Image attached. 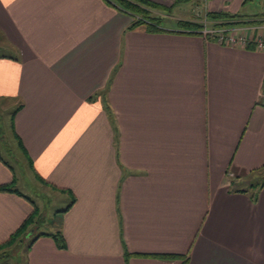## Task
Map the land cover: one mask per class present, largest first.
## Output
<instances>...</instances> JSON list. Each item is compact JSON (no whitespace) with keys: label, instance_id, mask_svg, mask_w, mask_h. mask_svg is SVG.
<instances>
[{"label":"crops","instance_id":"crops-1","mask_svg":"<svg viewBox=\"0 0 264 264\" xmlns=\"http://www.w3.org/2000/svg\"><path fill=\"white\" fill-rule=\"evenodd\" d=\"M149 1L170 10L153 11L165 32L129 30L103 0H0V101L21 106L17 148L64 205L30 236L61 229L66 247L40 236L25 264H264V186L256 201L250 188L264 184V47L179 25L225 12L264 38V12ZM13 180L31 200L0 161V186ZM31 201L0 192V244Z\"/></svg>","mask_w":264,"mask_h":264},{"label":"trees","instance_id":"trees-1","mask_svg":"<svg viewBox=\"0 0 264 264\" xmlns=\"http://www.w3.org/2000/svg\"><path fill=\"white\" fill-rule=\"evenodd\" d=\"M107 5L114 8L118 12H122L124 14L129 15L133 20L132 23L129 26V30H133L137 28L138 26L144 25L148 32L150 33H162L165 32L160 27V18L155 16L153 14V11H161L165 14H169L170 10L168 8H164L163 6L156 4L154 2H151L149 0H103ZM250 1V0H245ZM209 23H211L212 28H228L235 25H247L250 22L240 20L241 17L237 15H229L225 12H218V13H207L204 15ZM179 25L182 28H190V29H196L199 28L198 34H200V30L203 28L200 23H189V22H183L179 23ZM262 94H264V81L262 84ZM21 108V106L17 107L11 114V124L13 125V120L16 112ZM17 143H19L17 139ZM6 143H4L5 145ZM0 161L2 164H4L9 169H12V167L9 165V163L4 160V158L1 155L0 152ZM14 180L12 183L8 185H1L0 186V192H8V193H14L18 196L25 198L33 204L31 200H29L27 197H25L22 193H20L17 189L14 187ZM264 186V184H261L259 186L252 185L250 186L251 189L256 190L254 193H252V199L253 201H256L258 191ZM74 203V199L70 201V203L66 206L65 209L60 211L61 214H64ZM39 221V209L33 205L32 213L22 222V224L18 227V229L10 235L7 241L0 244V259H5L10 256L13 250L23 242L25 239H29V242L26 246V250L28 251L32 244L40 237V236H48L51 237L59 249H64L65 241L61 232V229L55 231L54 233H37L30 236L32 229L36 228V225ZM32 230V231H31ZM7 264V263H3Z\"/></svg>","mask_w":264,"mask_h":264},{"label":"rangeland","instance_id":"rangeland-1","mask_svg":"<svg viewBox=\"0 0 264 264\" xmlns=\"http://www.w3.org/2000/svg\"><path fill=\"white\" fill-rule=\"evenodd\" d=\"M264 12V0H250L247 2L245 8L241 11L243 14H258ZM3 38L0 35V45L3 44ZM6 48V46H5ZM7 49V48H6ZM4 51L0 49V54ZM11 106L6 105V102L0 101V152L4 160L14 169L18 179L26 180L24 187H18L21 192L29 196L31 200L36 203L39 208L38 232H50L53 227L58 224L60 217L57 212L64 207L59 200V196L48 188H43L41 184L35 180L33 174L29 170L25 159L17 148L16 141L11 132ZM4 143H6L4 145ZM264 174H262V178ZM26 186V187H25ZM53 195L54 197H51ZM29 239L15 248L10 256L5 259H0V264H25L26 260V246Z\"/></svg>","mask_w":264,"mask_h":264},{"label":"built area","instance_id":"built-area-1","mask_svg":"<svg viewBox=\"0 0 264 264\" xmlns=\"http://www.w3.org/2000/svg\"><path fill=\"white\" fill-rule=\"evenodd\" d=\"M200 24V36L205 40H213L215 43L228 47L248 48L255 43L259 48L264 47V38H254L252 36L253 28L249 25H235L228 28H212L204 16ZM261 101L264 106V94L261 96Z\"/></svg>","mask_w":264,"mask_h":264}]
</instances>
